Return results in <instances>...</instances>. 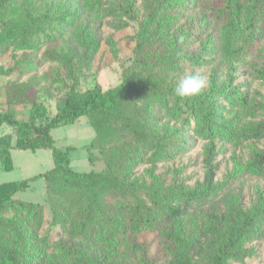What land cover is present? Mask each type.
<instances>
[{"label": "trees", "instance_id": "1", "mask_svg": "<svg viewBox=\"0 0 264 264\" xmlns=\"http://www.w3.org/2000/svg\"><path fill=\"white\" fill-rule=\"evenodd\" d=\"M13 1L16 0H0V53L14 45L35 52L48 45L42 60L58 62L67 71L69 82L59 80L66 90L52 117L39 103L33 80L2 87L8 107L30 108L26 120L1 110V170L13 169L11 148H49L54 165L29 179L0 183V264H69V260L70 264H110L120 239L142 232L160 234L171 242L170 264L242 262L248 254L247 244L264 235V201L246 209L232 206L196 226L188 222L191 215L186 209L192 201H206L210 193L207 187L191 190L182 184L169 186L155 177L153 170L157 164L171 161L193 146L191 131L209 141L210 155L216 140L264 139V120L246 122L240 130L237 127L241 117L264 110V102L248 91L232 87L236 68L257 56L262 63L255 68L256 76L264 81V49L257 47L264 37V0H224L244 16L243 24L236 20L237 27L229 32L224 45L225 54L234 64L228 84L221 88L212 84L209 91L185 99L174 95L173 75L181 73L192 61L186 49L198 41L200 33L194 22L187 26L179 24L199 0H142L143 19L136 34L134 59L123 70L120 84L107 90L96 85L83 92L78 90L74 71L75 50L51 46L67 17L65 10L47 0H20L19 11L5 19L6 7ZM242 36L245 48L241 47L240 54L234 53V40ZM220 97L228 101L229 111L216 99ZM234 109L239 113L228 117ZM163 111L173 120L182 117L180 125L162 123ZM83 116L95 132L85 149L88 154L96 151L105 165L98 172L73 171L70 153L75 148H57L51 137L53 129ZM3 125L10 127V134L1 135ZM88 160L91 162L89 157ZM141 164L151 166L147 170L152 179L149 184L135 177ZM246 166L251 174L264 176V149L253 147ZM39 178L45 184L43 201L49 207V225L64 227L69 223L83 238V246L73 250L56 243L57 254L50 252L49 237L41 234L43 205L15 197ZM136 264L151 263L143 255Z\"/></svg>", "mask_w": 264, "mask_h": 264}, {"label": "rangeland", "instance_id": "2", "mask_svg": "<svg viewBox=\"0 0 264 264\" xmlns=\"http://www.w3.org/2000/svg\"><path fill=\"white\" fill-rule=\"evenodd\" d=\"M47 2L63 8L67 14L62 20L58 37L51 46L58 49L70 47L77 53L73 65L79 84L78 90L83 92L96 85L102 90H107L119 85L123 70L129 67L134 59L136 34L143 19L142 0H47ZM128 3L132 5V10ZM19 4L20 0L10 2L3 17L8 19L14 16L19 11ZM130 16H134L135 19H130ZM236 20L243 24L244 16L233 4L226 5L224 0H199L179 24L187 26L194 22L199 27L198 41L186 49L192 56V61L184 66L181 73L173 75V81L177 83L185 73L199 72L206 74L210 80L209 86L203 92L209 91L212 84L220 88L227 85L234 64L225 54L224 45L229 32L237 27ZM47 46L44 45L40 51L35 52L14 45L7 52L0 53V86L2 88L7 83L21 84L33 80L39 103L46 107L48 116L52 117L66 90L63 82L69 81L67 71L60 67L58 62L42 60V54ZM232 47L236 51L234 53H242V48H245L243 36L235 39ZM257 47L264 49V37ZM261 63L262 58L257 56L250 63H242L237 67L232 87L238 88V91H248L256 100L264 102V81L257 79L255 72V68ZM1 94L3 113L10 111L18 119H28L29 105L8 107L4 103V88ZM216 99L229 111L228 101L222 97ZM237 113L239 110L234 109L228 117ZM162 115V123L169 125L181 123L182 117L173 120L165 111ZM238 116L240 117V114ZM263 120L264 110L258 109L253 116L241 117L240 125L237 124V127L240 130L246 122L259 123ZM191 124L193 126V121ZM9 132H11L9 126L1 127V135ZM189 134L193 146L173 160L157 164L153 170L154 176L166 185L177 187L182 184L191 190H203L207 187L210 191L206 201L190 202L186 209L191 215V218L187 219L188 222L197 226L213 214L221 215L227 212L232 206L237 205L246 209L258 201H264V176L251 174L246 166L253 147L264 149V139L239 142L236 137L228 141L216 140L213 153L210 155L207 150L210 146L209 141L197 137L193 131ZM94 136L95 132L85 116L72 124L62 125L51 131L54 146L60 149L75 148L70 153V167L79 173L98 172L105 168L96 151L88 154L85 149V145L90 143ZM12 142L15 143V137L12 138ZM10 156L13 169L2 171L0 163V183L29 179L49 171L54 165L49 148L35 151L11 148ZM150 167L149 164H141L135 170V177L151 183L152 179L147 171ZM44 193V180L39 178L33 181L27 190L17 193L16 198L43 205L44 223L41 234L48 235L52 245L50 252L57 254L56 243L73 250L83 246V238L76 234L69 223L64 227L49 225L51 217L49 207L43 201ZM246 247L247 257L237 264H264V235ZM94 253L100 255L99 251ZM143 255L151 264H170L171 242L156 233L130 234L128 238L120 239L110 264H136ZM68 263L70 264V260Z\"/></svg>", "mask_w": 264, "mask_h": 264}, {"label": "clouds", "instance_id": "3", "mask_svg": "<svg viewBox=\"0 0 264 264\" xmlns=\"http://www.w3.org/2000/svg\"><path fill=\"white\" fill-rule=\"evenodd\" d=\"M210 84L208 76L204 73H185L176 83L173 93L176 97L185 99L201 94Z\"/></svg>", "mask_w": 264, "mask_h": 264}, {"label": "built area", "instance_id": "4", "mask_svg": "<svg viewBox=\"0 0 264 264\" xmlns=\"http://www.w3.org/2000/svg\"><path fill=\"white\" fill-rule=\"evenodd\" d=\"M2 92H0V113H1V110H2Z\"/></svg>", "mask_w": 264, "mask_h": 264}, {"label": "crops", "instance_id": "5", "mask_svg": "<svg viewBox=\"0 0 264 264\" xmlns=\"http://www.w3.org/2000/svg\"><path fill=\"white\" fill-rule=\"evenodd\" d=\"M10 133H11V132H9V133H7V134H10ZM2 135H5V134H2ZM13 137H14V136H13ZM13 137H12V138H13ZM13 144H14V143L12 142V146H13ZM12 164H13V163H12ZM2 171H3V170H2ZM7 183H8V182H7ZM16 195H17V194H16ZM16 195H15V197H16Z\"/></svg>", "mask_w": 264, "mask_h": 264}]
</instances>
